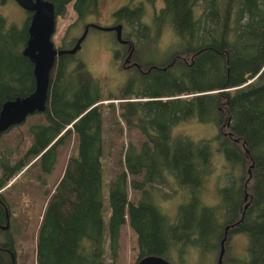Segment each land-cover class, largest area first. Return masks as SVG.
Returning a JSON list of instances; mask_svg holds the SVG:
<instances>
[{
    "label": "trees",
    "instance_id": "obj_1",
    "mask_svg": "<svg viewBox=\"0 0 264 264\" xmlns=\"http://www.w3.org/2000/svg\"><path fill=\"white\" fill-rule=\"evenodd\" d=\"M48 1L56 17L64 16L72 2L77 19L66 35L95 13L98 5V0ZM162 1L164 6L152 15L151 24L141 21L142 3L131 1L113 13L115 22L130 30L122 37L127 41L123 45L125 54L129 44L134 46L132 55L138 66L122 65L136 72L118 94L107 98L136 99L129 102L133 113L124 110L121 116L126 128L138 130L144 141L138 149L131 143L126 146L119 159L121 168L110 182L108 240L112 255L116 256L121 227L128 223L136 234L137 260L158 255L174 261L176 253L178 263L183 264L187 247L197 248L206 260L220 248L225 224L236 220L229 236H246L248 258L223 257L222 264H264V0ZM29 17L28 13L18 27L7 24L0 14V108L5 101L34 90L33 64L22 54ZM166 24L175 35V50L163 63L142 64L135 46L139 42L141 47H152ZM76 40L59 48H71ZM114 55L117 59L123 56L121 51ZM73 57L57 56L42 112L45 119L28 126L31 143L25 152L14 161L9 153L0 154V201L8 207L5 191L35 166L40 170L38 177L49 173L58 148L73 140L64 171L53 184L41 217L37 264H104L100 102L105 98L83 62L70 67ZM109 103L112 108L113 102ZM188 121L214 124L217 133L212 140L217 151L246 174L228 178V184L218 190L216 207L203 206L197 197L209 174L212 140L172 137V128ZM168 176L189 192L173 222L154 199L156 184L170 186ZM128 187L140 198L130 200ZM244 203L248 206L241 218ZM3 210L0 202V220ZM4 238L0 247L10 248L7 232ZM230 239L224 243L225 251ZM7 261L0 254V264Z\"/></svg>",
    "mask_w": 264,
    "mask_h": 264
},
{
    "label": "rangeland",
    "instance_id": "obj_2",
    "mask_svg": "<svg viewBox=\"0 0 264 264\" xmlns=\"http://www.w3.org/2000/svg\"><path fill=\"white\" fill-rule=\"evenodd\" d=\"M135 5L142 3L144 15L141 21L151 24L152 15L157 14L164 3L162 0H98L96 12L86 17L85 21L79 22L71 28L68 35L66 29L75 24L77 15L73 10L72 2L66 9L64 16L56 17V28L53 36V42L56 47H68L72 44V38H78L83 33L85 24H96L99 26L115 25L113 13L131 2ZM0 14L7 21V24H15L21 27L27 19L26 13L17 5L14 0H7L0 3ZM117 23V22H116ZM128 28L122 29L124 33L129 32ZM153 35V33H152ZM176 38L170 25L166 24L154 45L150 48L141 47L139 42L135 47L136 56L140 57L142 64L152 63L154 65L163 63L167 60L174 48ZM139 45V46H138ZM126 48L116 40L114 31H101L95 28L88 30L87 35L81 43V48L74 54V62L70 64L73 67L76 62L81 61L85 65V71L90 78L96 80L102 91L105 100L100 103L103 126L104 148L101 157L102 164V220H103V240L104 243V264H135L138 257L136 234L128 223L121 227L120 238L116 250V256L113 257L108 240V220H109V202L108 192L111 180L120 170L119 159L122 151L131 143L139 148L144 141L143 135L136 129L128 130L121 116V112L133 113L129 105V99H108L109 94H118L120 87L136 71L122 67V57L115 58V52L121 51L125 55ZM137 57V58H138ZM163 61V62H162ZM253 79L249 80V82ZM114 106L111 108L110 103ZM133 116H136L135 114ZM45 117L43 113L29 115L25 122L17 127H12L8 132L0 135V154L9 153L10 159L14 161L18 154L25 152L31 143V137L28 133V126L34 122H43ZM122 127V131L120 130ZM217 133L214 124L199 123L188 121L177 124L172 128V137L185 136L197 142L199 140H212ZM216 142L211 141L212 155L207 169L209 174L203 182V188L197 196L203 206L216 207L220 197L218 190L228 184V178L233 176L239 179L245 172L240 171L238 167L232 166L228 160L216 149ZM73 140L58 148L53 168L49 173H41L35 166L19 177L13 187L5 191L8 200V208L11 210V225L8 235L14 234V250L16 251V264H37L36 263V240L39 225L41 223L42 213L46 203L53 190V184L60 178L64 171L67 156L72 151ZM1 172V171H0ZM246 175V174H245ZM15 178V177H14ZM169 184H156L157 189L154 199L156 205L164 213L169 222L176 219L178 208L181 204L188 201L189 192L185 191L172 176H168ZM10 184L11 181L9 182ZM8 183V186H9ZM7 186V187H8ZM128 197L130 200L139 199V193L128 187ZM0 240L6 242L5 232L0 230ZM1 243V244H2ZM229 247L225 252V258H248L246 246L247 238L242 233H234L228 242ZM218 248L215 253L208 255L206 260H202L197 248L187 247L182 255L183 264H216ZM174 261L169 259L172 264H179L177 254L173 255Z\"/></svg>",
    "mask_w": 264,
    "mask_h": 264
},
{
    "label": "water",
    "instance_id": "obj_3",
    "mask_svg": "<svg viewBox=\"0 0 264 264\" xmlns=\"http://www.w3.org/2000/svg\"><path fill=\"white\" fill-rule=\"evenodd\" d=\"M19 7L26 13H29V22L27 26L28 37L22 48V54L33 64L34 90L26 96H18L14 99L5 101L0 108V135L26 121L29 115L42 113L47 105L50 87V72L54 66L57 56L69 54L74 55L81 48V43L85 39L89 27L101 31H114L119 43L125 44L127 41L122 38V25L99 26L96 24H87L83 33L77 38L71 48L62 49L56 47L53 42V36L56 28V15L53 4L48 0H14ZM129 53L125 63L129 61L134 46L129 44ZM125 64H123L124 66ZM131 65L138 66L134 62ZM248 168L249 178L251 177L250 168ZM247 207V205H245ZM7 211L6 206L4 207ZM243 215L241 216V218ZM8 215L3 229L9 227ZM237 223V222H236ZM227 229V228H226ZM226 234L220 240V248L217 255L216 264H222L226 241ZM135 264H172L162 256L147 255L137 260Z\"/></svg>",
    "mask_w": 264,
    "mask_h": 264
},
{
    "label": "flooded vegetation",
    "instance_id": "obj_4",
    "mask_svg": "<svg viewBox=\"0 0 264 264\" xmlns=\"http://www.w3.org/2000/svg\"><path fill=\"white\" fill-rule=\"evenodd\" d=\"M118 23H116L115 22V25H117ZM112 26H114V25H112ZM127 46H128V43L126 44ZM128 53H129V51H128ZM127 53V54H128ZM127 54H125V55H123L122 56V65L123 64H125L124 66L126 67V66H130L134 61H135V57L133 56V55H131V57H130V59H129V61L128 62H126L125 63V59H126V57H127ZM123 66V67H124ZM16 178H13L12 180H11V183L15 180ZM9 185H10V183H9ZM247 198H248V196H247ZM247 198L245 199V197L243 198V200L244 201H246L247 200ZM1 202V204L3 205V207H5V205H4V203L2 202V201H0ZM245 205H247L248 206V204L247 203H244V205H243V209H242V212H241V215H242V213H244V210L245 209H247V207H245ZM7 208V211L5 210V208H4V210H3V214H2V217H1V220H0V230H2L3 232H8V230L10 229V225H11V222H10V219H11V216H12V214H11V210H9V208L8 207H6ZM43 214V213H42ZM8 215V220H9V227L7 228V229H3V226L5 225V223H6V216ZM236 221V220H235ZM229 222V223H227V224H225V226H224V228H223V232H222V237L224 236V234H226V241L229 239V238H232V235L233 234H231V236H229L230 235V233H231V230L233 229V224H236V222ZM233 223V224H232ZM227 228V229H226ZM11 230V229H10ZM13 233L12 234H10V235H8V238H10V241H11V246H10V248H8V247H5V246H1L0 247V254H4V255H6L7 256V259H8V261H7V264H16V251L14 250V243H15V238L13 237ZM229 236V237H228ZM8 238H7V240H8ZM226 252V251H225ZM225 254V253H224Z\"/></svg>",
    "mask_w": 264,
    "mask_h": 264
}]
</instances>
